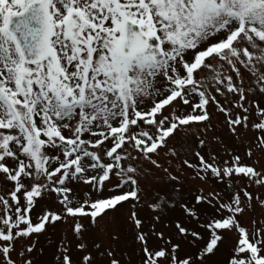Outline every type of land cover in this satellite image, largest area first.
<instances>
[{
	"label": "snow or ice",
	"instance_id": "1",
	"mask_svg": "<svg viewBox=\"0 0 264 264\" xmlns=\"http://www.w3.org/2000/svg\"><path fill=\"white\" fill-rule=\"evenodd\" d=\"M0 264H264V0H0Z\"/></svg>",
	"mask_w": 264,
	"mask_h": 264
},
{
	"label": "rangeland",
	"instance_id": "2",
	"mask_svg": "<svg viewBox=\"0 0 264 264\" xmlns=\"http://www.w3.org/2000/svg\"><path fill=\"white\" fill-rule=\"evenodd\" d=\"M217 122H219V118H218V121ZM221 132H223V130H221ZM173 166H176V162H174V165ZM189 186L190 187H193V188H195V187H197L198 185L196 184V183H194V182H190V184H189ZM78 190H80V189H78ZM122 227H124L125 228V231H127V228L122 224L121 225ZM169 227H171L170 225H169ZM63 231H65V229H57L53 234H52V238L53 239H59L60 238V236H61V233L63 232ZM68 235H69V237H71V233H70V231L68 232ZM126 240H127V247H129V249L133 246L132 245V241H131V238L130 237H126ZM153 246H155V243L153 244ZM45 247H48V245L47 244H45ZM52 249L51 248H49V251L42 257V260L43 261H48V260H50L51 259V254H52ZM185 251H194V249H190V248H188V246L186 245L185 246ZM73 258L75 259V260H79V256H80V253H78V252H76L75 251V249H74V244H73ZM223 257H221V259H222Z\"/></svg>",
	"mask_w": 264,
	"mask_h": 264
}]
</instances>
